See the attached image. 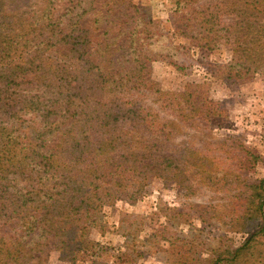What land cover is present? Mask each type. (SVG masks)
<instances>
[{"label": "trees", "instance_id": "trees-1", "mask_svg": "<svg viewBox=\"0 0 264 264\" xmlns=\"http://www.w3.org/2000/svg\"><path fill=\"white\" fill-rule=\"evenodd\" d=\"M201 1L173 2L175 34L188 39L197 32L206 42L235 43L233 51L248 73L264 69V63L259 64L264 51V0ZM55 2L47 0L40 17L46 19L49 34L41 38L35 20L31 39L22 38L18 46L24 50L29 45V50L38 52L63 44L66 52L47 60L43 71L24 83L16 82L23 66L12 67L7 62L17 52L13 42L26 22L13 12L2 18L0 122L8 110L17 108L36 113L39 121L23 140L0 125V264H30L46 252H56L60 260L75 264L96 246L89 231L97 225L104 205L134 202L149 177L189 190L192 176L210 184L216 176L211 169L216 164L214 157L172 140L178 124L160 122L158 115L141 110L143 97L154 95L158 107L169 109L178 101L174 107L190 109L195 120L198 111L199 123H208L215 116L211 103L200 96L190 101L183 94L174 97L153 91L146 63L150 56L133 30L122 44L110 41L101 46L98 65H91L85 58L86 36L77 28L80 16L73 8L55 25ZM34 7L31 12L37 13ZM244 151V162L253 160L254 164L257 156ZM233 180L246 202L242 215L229 222L248 237L241 247L226 254L261 264L264 179L249 185ZM221 184L225 186L227 180ZM231 261L218 255L208 262Z\"/></svg>", "mask_w": 264, "mask_h": 264}, {"label": "rangeland", "instance_id": "rangeland-1", "mask_svg": "<svg viewBox=\"0 0 264 264\" xmlns=\"http://www.w3.org/2000/svg\"><path fill=\"white\" fill-rule=\"evenodd\" d=\"M174 1L55 2L52 11L55 25L73 8L80 16L77 28L86 36L85 58L91 65H98L101 46L110 41L122 44L133 30L150 56L146 63L151 89L174 97L183 94L190 101L200 96L211 103V112L215 115L208 123H199L201 113L195 111V120L190 109L174 107L178 101L172 102L169 109H162L154 102V95L143 97V114L153 113L159 116L160 122L162 119L178 124L172 136L176 145L188 146L216 159V164L211 166L216 173L214 182L206 183L192 176L188 190L172 181L149 177L134 202L118 200L101 208L97 225L89 231V239L96 246L92 252L79 256L75 264H210L208 261L217 259L218 255L231 258L229 264H251L248 257L245 262L243 257L236 259L234 254L227 257L226 252L241 247L248 237L233 229V223L229 222L232 217L242 215L246 202L242 189L233 179L238 178L246 185L264 179V69L248 73L242 59L233 51L235 43H214L209 39L206 42L199 39L197 32L191 33L188 39L175 34ZM33 4L37 6L34 7L37 13L34 9L31 12ZM47 4V0H0V28L2 18L9 12L18 14L26 22L13 42L17 52L7 62L12 67L23 66L17 83L37 77L36 72L43 71L47 60L66 52L63 44L42 47L38 52L29 50V45L24 48L28 51L18 46L22 38L31 39L35 20L41 38L49 34L45 29L46 19L40 18ZM186 9L191 13L190 7ZM262 53L260 66L264 63ZM3 119L0 125L13 130L12 134L19 140L29 136L39 121L36 113L25 108L8 110ZM244 150L257 156L254 164L253 160L244 162ZM219 178L226 179L227 184L223 186ZM30 264L69 263L60 260L56 252H46L41 260Z\"/></svg>", "mask_w": 264, "mask_h": 264}]
</instances>
